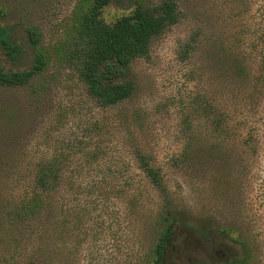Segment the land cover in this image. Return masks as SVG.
I'll list each match as a JSON object with an SVG mask.
<instances>
[{
    "label": "rangeland",
    "instance_id": "obj_1",
    "mask_svg": "<svg viewBox=\"0 0 264 264\" xmlns=\"http://www.w3.org/2000/svg\"><path fill=\"white\" fill-rule=\"evenodd\" d=\"M81 1L0 0V10H6L0 23L11 28L12 40L21 49L20 56L13 59L0 46V64L12 70L29 68L34 48L27 28L37 27L42 33L39 48L51 57L43 77L46 91L35 104H28V89L18 91L26 107L27 127L36 140L35 153L45 147L43 140L51 143L63 138L65 153L76 151L68 149L71 145L80 149L70 157L69 168L79 171L83 187L95 185L106 170L121 172V185L132 184V194L138 199L135 207L127 205L131 196L123 193L119 198L118 193L109 202L99 201L94 209V221L104 226L115 220L112 215L117 212L123 230L116 237H91L95 253L106 250L124 257L131 252L137 257L151 244L150 237L139 231L160 199L130 151L135 143L161 168L167 187L184 211L181 219L187 226L178 227L164 264H215L241 255L240 245L230 236L215 232L206 241L192 227L218 222L229 225L232 235L238 237L242 213L252 219L264 213V149L253 160L252 172L246 171L242 82L235 83L229 69L231 56L242 55V0H180V22L156 37L150 55L137 58L127 70L126 78L137 84L136 93L106 109L89 98L77 72L61 56L60 46L67 40L74 10ZM133 7L134 0H113L103 17L112 23ZM199 39L203 45L208 43L207 49L215 43L219 50L207 52L200 48ZM95 120L100 121L96 128ZM193 137L199 141L217 137L225 144L226 158L217 156L205 167L197 157H185L183 152ZM94 147L105 150L89 162L81 151ZM137 247L142 251L138 253ZM115 258L112 264H123Z\"/></svg>",
    "mask_w": 264,
    "mask_h": 264
},
{
    "label": "trees",
    "instance_id": "obj_2",
    "mask_svg": "<svg viewBox=\"0 0 264 264\" xmlns=\"http://www.w3.org/2000/svg\"><path fill=\"white\" fill-rule=\"evenodd\" d=\"M112 1L78 3L73 26L60 46L61 56L77 72L89 98L105 109L129 100L136 93L135 80L126 78L128 68L137 58L148 57L153 40L180 22L182 16L180 0H134L128 14L109 23L103 12ZM5 12L0 10V19ZM27 37L34 48L31 66L12 70L0 64V264H112L115 256L123 264H164L178 227L187 226L181 219L184 211L167 187L161 168L135 143L130 151L160 199L139 231V235L145 233L150 237L151 244L137 257L131 252L124 257L106 250L95 253L91 237L102 234L116 237L123 232L117 212L111 214L115 217L111 224L104 226L94 221L98 202H109L118 193L123 198L124 193L131 196L127 205L135 207L138 199L132 194L131 183L124 184L130 188L121 185L118 171H104L95 185L79 184L81 175L69 168V159L80 149L71 145L68 149L76 151L71 155L65 153L63 138L51 143L43 140L45 147L35 153L36 140L27 127L26 107L20 102L18 91L28 89L31 98L28 104L37 103L46 91L43 77L51 57L48 51L39 48L42 33L37 27H28ZM0 46L11 58L20 56L21 49L12 40L11 28L3 23H0ZM199 46L210 53L219 50L215 43L211 50L207 49L208 43L203 45L202 39ZM229 69L235 83L242 82V155L246 171L252 172L253 160L264 149V0H242V55L231 56ZM3 91H9L10 95ZM99 125L100 121L95 120L94 127ZM215 126L219 124L215 122ZM216 138L199 141L193 137L183 155L197 157L200 166L209 167L217 156L226 158L225 144ZM104 150L94 147L81 154L92 162ZM261 194L264 210V186ZM246 214L242 213V234L238 237L232 235L229 225L218 222L192 227L206 241L219 232L240 245L241 255L215 264L263 261L264 213L256 214L254 219ZM141 248L137 247L138 253Z\"/></svg>",
    "mask_w": 264,
    "mask_h": 264
}]
</instances>
